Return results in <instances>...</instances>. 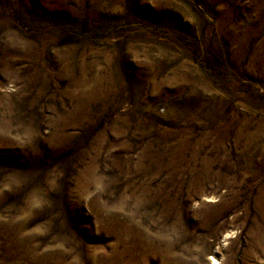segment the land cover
<instances>
[{
	"label": "rangeland",
	"instance_id": "obj_1",
	"mask_svg": "<svg viewBox=\"0 0 264 264\" xmlns=\"http://www.w3.org/2000/svg\"><path fill=\"white\" fill-rule=\"evenodd\" d=\"M264 264V0H0V264Z\"/></svg>",
	"mask_w": 264,
	"mask_h": 264
},
{
	"label": "bare ground",
	"instance_id": "obj_2",
	"mask_svg": "<svg viewBox=\"0 0 264 264\" xmlns=\"http://www.w3.org/2000/svg\"><path fill=\"white\" fill-rule=\"evenodd\" d=\"M212 261H213V264H218V262L214 258L212 259Z\"/></svg>",
	"mask_w": 264,
	"mask_h": 264
}]
</instances>
